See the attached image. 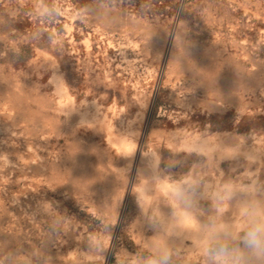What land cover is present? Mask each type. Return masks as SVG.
Instances as JSON below:
<instances>
[{
  "label": "rangeland",
  "instance_id": "rangeland-1",
  "mask_svg": "<svg viewBox=\"0 0 264 264\" xmlns=\"http://www.w3.org/2000/svg\"><path fill=\"white\" fill-rule=\"evenodd\" d=\"M264 264V0H0V264Z\"/></svg>",
  "mask_w": 264,
  "mask_h": 264
},
{
  "label": "clouds",
  "instance_id": "clouds-1",
  "mask_svg": "<svg viewBox=\"0 0 264 264\" xmlns=\"http://www.w3.org/2000/svg\"><path fill=\"white\" fill-rule=\"evenodd\" d=\"M157 264H166V261L161 260V261H158Z\"/></svg>",
  "mask_w": 264,
  "mask_h": 264
}]
</instances>
